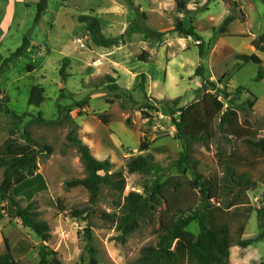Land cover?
Instances as JSON below:
<instances>
[{
  "label": "rangeland",
  "instance_id": "1",
  "mask_svg": "<svg viewBox=\"0 0 264 264\" xmlns=\"http://www.w3.org/2000/svg\"><path fill=\"white\" fill-rule=\"evenodd\" d=\"M39 1L0 0V64L23 45L24 37L31 44L23 56L6 64L0 73V103L6 101L11 110L25 115L15 120L0 113V145L12 135L23 137L29 131L40 151L35 175L15 187L12 195L22 207L31 203L37 206L41 220L51 227L52 238L45 244L58 253L62 264H90V247L85 238L88 229L99 264H143V248L158 242L155 230L159 225L141 222L135 232L122 237L113 218L103 216L120 214L107 189L93 206L84 188L67 186V181L87 176L79 151L67 146L71 124L67 121L57 125L32 124V116L62 119L71 105L87 100L82 109L73 108L71 112L78 137L98 160L111 162V168L103 173L125 174L126 194L143 193L155 176L130 173L126 163L132 156L151 154L153 163L164 168L163 182L180 174L178 162L183 143L173 119L179 118L181 109L202 96L203 80L196 77L200 65L205 68V79L215 83L219 92L226 90L233 94L232 106L238 110L240 122L248 121L252 128L264 132V80L255 81L259 73L257 65L243 64L238 59L240 55H257L263 60L264 68V52L252 47V41L264 34V0H235L238 6L234 10L222 0H183L184 11L178 9L175 0H48L45 13L36 23ZM82 16L97 18L107 37L130 33L120 48L97 47L86 24L79 20ZM230 16L233 21L227 24ZM179 21L187 28L192 21L201 42L176 33ZM144 51L151 54L148 64L137 62V56ZM65 58L70 64L64 81L60 70ZM143 73L147 75V96L140 89ZM107 76L120 86L118 92L108 88ZM35 85L43 88L46 98L39 108L29 105ZM129 95L139 105H132ZM176 99L178 106L173 104ZM108 100L112 103L108 104ZM249 100L255 103L252 109L247 104ZM146 101L155 109L144 108L142 104ZM143 110L150 114V119ZM219 123L218 119L215 141L189 145L191 157L205 175L212 204H218L220 177L215 156L219 148L233 150V144L219 130ZM145 140L151 144L147 153L140 151ZM236 145L245 148L242 141ZM263 173L262 165L253 172L256 184L245 188L242 194L243 198L247 196L254 211L242 237L237 235V223L232 226L229 264L264 261V241L247 248L239 245L241 240L255 238L263 232L257 214L263 203ZM195 174L193 169H187L190 179H195ZM238 192L239 189L228 201ZM3 206L0 200V255L7 240L20 264H40L38 253L43 243L40 237L21 220L9 219ZM86 208L93 210L80 218L71 215L74 209ZM244 210L240 207L232 212ZM183 219L179 218L178 222ZM187 230L199 234V223L193 221Z\"/></svg>",
  "mask_w": 264,
  "mask_h": 264
},
{
  "label": "trees",
  "instance_id": "2",
  "mask_svg": "<svg viewBox=\"0 0 264 264\" xmlns=\"http://www.w3.org/2000/svg\"><path fill=\"white\" fill-rule=\"evenodd\" d=\"M180 11L186 10L183 0H175ZM222 2L234 10L238 4L235 0H222ZM48 0H40L37 4V23L46 10ZM81 23L86 24L94 45L104 49L120 48L127 39L130 31L116 37L110 38L103 34L100 21L95 17L82 16ZM233 21L229 17L226 23ZM175 32L181 37H194L201 42V37L191 21L187 28L182 21L176 25ZM30 40L24 37L23 45L19 47L9 58L0 64V73L3 67L14 59L23 56L30 48ZM255 50L264 52V34L252 41ZM204 49L201 46L200 56H204ZM151 54L144 51L137 56V62L150 63ZM238 59L243 64L253 63L259 67L256 82L264 80L263 60L257 55H240ZM70 60L65 58L60 75L65 81L68 78L67 69ZM205 68L200 65L196 70V77L203 80L201 88L202 96L192 104L180 110V117L174 118L173 123L178 130V138L183 143V152L178 162L180 174L168 177L164 182V168L153 163L151 154L132 156L128 159L126 166L130 173L152 174L155 176L153 183L147 186L143 193L130 192L126 194L127 178L123 172L109 174L103 173L112 166L109 160H98L91 148L85 144L77 133V124L71 117L73 108L82 109L87 105V100L76 102L71 105L62 119L46 120L41 114L32 116L30 123L57 125L63 121L71 124L72 129L67 137V146H74L80 153L86 167L87 176L83 179H73L67 181L69 188L82 187L90 197V204L96 205L102 196L104 189L119 208L120 214L103 216L112 219L122 232V237H126L135 232L141 222L157 223L159 227L155 230L158 242L143 248L141 261L143 264H229L231 257V246L233 244V224L237 223L236 232L242 237L253 208L249 205L247 196H242L245 188L254 186L256 182L253 172L264 166V132L252 128L246 121L240 122L238 110L232 106L233 94L228 91L219 92L215 83L205 79ZM108 88L113 92H118L121 88L116 81L107 76ZM140 89L147 96V75L141 74ZM45 94L42 87L35 85L30 92L29 105L39 108L45 102ZM257 99V98H255ZM132 105H139L138 102L128 96ZM226 102L228 105H226ZM112 101L108 100V104ZM178 106L179 99L173 101ZM252 109L255 103L247 101ZM148 111L155 109L146 101L142 104ZM0 113L6 114L12 119L19 120L25 115H19L11 110L6 101L0 103ZM147 119L151 116L143 110ZM219 119V130L222 131L226 139L233 144V150L227 151L219 148L215 156V165L219 169L218 184V204H212L209 199V187L205 182V175L199 172V163L191 157L190 143L200 142L206 145L218 138L216 121ZM107 124V120L104 119ZM242 141L244 149H240L236 142ZM234 142V143H233ZM151 144L145 140L141 145V152H149ZM50 151L49 147H44ZM40 154L38 144L34 141L29 131L23 137L10 136L0 145V200L3 203V211L9 219H19L30 230L35 232L43 242L39 248L40 264H62L58 259V253L51 250L45 243L52 238L50 225L41 220V213L34 203L27 207H22L13 197L12 192L15 187L23 184L32 178L37 171V159ZM193 169L196 173L195 179L187 176V169ZM264 176V173H263ZM234 195V199H228ZM197 192V193H196ZM262 207L257 214L262 222L263 232L255 238L241 240L239 245L243 248L252 246L260 241H264V192L262 195ZM246 199V200H244ZM202 206L199 207V205ZM244 207L243 212L233 211ZM64 211V208L61 207ZM92 208L83 210L74 209L71 215L80 218L85 213L92 211ZM183 217L182 222L178 219ZM197 221L200 226V233L194 234L187 230V227ZM90 247V264H99L96 259V251L92 247V233L88 229L85 236ZM0 264H20L15 259L13 250L7 240H5L4 252L0 255ZM264 264V261L263 263Z\"/></svg>",
  "mask_w": 264,
  "mask_h": 264
}]
</instances>
